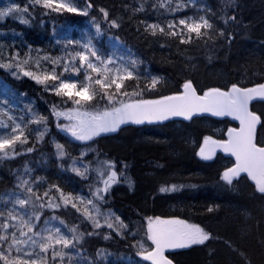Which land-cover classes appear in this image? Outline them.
<instances>
[{"label":"trees","instance_id":"trees-1","mask_svg":"<svg viewBox=\"0 0 264 264\" xmlns=\"http://www.w3.org/2000/svg\"><path fill=\"white\" fill-rule=\"evenodd\" d=\"M75 1L82 11H53L33 0H5L4 7L18 4L28 7V12L12 14L0 21V60L8 63L15 57L16 63L28 58V64L22 67L42 75V68L35 66L34 50L59 52V48L70 44L69 40L87 34L96 45L97 56L111 61L108 69L119 62L130 64L136 79L126 80L124 89L141 95L117 97L126 103L180 93L188 81L200 93L211 88L229 90L233 84L243 87L264 84V0H235L227 7V0H204L207 5L204 12L213 27L202 29L200 37L194 33L186 43L181 42L179 35L169 36L159 31L153 35L147 29L148 23L158 16L152 0ZM85 10L87 15H82ZM195 12L202 10L190 7L181 14ZM233 15L235 20L228 19ZM23 19L28 23H23ZM113 20L118 26L111 24ZM168 31L166 28L165 33ZM76 66H80V61ZM84 70L86 66L79 75L71 70L64 75L81 78ZM108 75L111 76L110 72ZM153 78L157 80L155 87L151 84ZM51 84V81L38 83L16 68H0V102L9 97L20 107L16 111L30 121L46 118V124L27 125L28 143L22 148L17 145V151L22 154L0 159V212L5 214L0 217V223L13 209L15 198H27L25 190L19 187L21 180H28L33 191L41 196L49 193L38 205L59 197L56 187L64 194L92 199L100 179L96 168L105 161L116 164L120 179L99 202L101 215L97 218L103 225L100 228H94L70 204L56 209L38 206L33 209L31 203L25 206L29 213L33 210L39 213L37 230L55 216L68 226L78 225L83 233L78 251L65 249L69 255L61 262L59 257L53 261L49 250L42 254V264H152L138 253L146 254L155 247L148 239L147 230L149 218L156 217L179 218L211 234L212 238L204 244L169 251L176 264H264V194L256 190L255 182L246 174L234 179L231 185L222 179L223 173L235 164L232 157L221 151L207 155L209 159L201 155L205 139H227L229 129L238 126L235 121L228 117L196 116L129 124L117 132L78 141L61 131L57 126L60 120L53 115L54 109L76 106L56 96L50 90ZM113 106L119 104L97 98L87 109ZM253 109L262 118L257 143L264 145V99L255 100ZM8 117L0 115V120L11 124ZM45 127L47 132L38 139L33 130ZM56 144L64 146L63 157L58 155ZM29 147L33 151L27 152ZM74 166L81 171L87 167V178L72 171ZM172 185L177 186L176 191H160ZM60 202L52 199L53 204ZM16 208L23 212L18 205ZM109 213L114 214L112 223L116 224L115 217H119L126 225L119 233L104 224ZM47 227H61L65 231L58 220L51 221ZM11 230L9 227L8 233ZM8 233L0 230V234ZM21 254L13 250L10 259Z\"/></svg>","mask_w":264,"mask_h":264},{"label":"snow or ice","instance_id":"snow-or-ice-1","mask_svg":"<svg viewBox=\"0 0 264 264\" xmlns=\"http://www.w3.org/2000/svg\"><path fill=\"white\" fill-rule=\"evenodd\" d=\"M33 2L35 4H43L45 8H52L53 11H80L73 5L72 0H67V2L65 0H33ZM234 2L235 0H227L225 7L234 4ZM88 7H91V5L89 4ZM27 12L28 7L22 8L18 4L0 7V21L12 14ZM81 14L87 15V11L85 10ZM104 16H108L106 11L104 12ZM228 19L235 20L236 17L233 15ZM22 22L28 23V20L23 19ZM225 22L227 23V20ZM111 24L118 26L115 20L111 21ZM177 24L183 26V29L179 32L173 30L177 27ZM212 27L213 25L204 16L196 19H180L177 23H169L167 25L169 29L167 33H165L163 27L157 24L147 25V29H151L153 35L156 34L157 30L169 36L179 35L182 37V43L191 40L190 35L187 39L183 38L184 29L187 30V33H195L197 37H200L202 35V28L211 29ZM83 48V51L77 52L75 57H73V59L79 58L80 66L72 65L71 68V71L77 75H79L85 66L87 70H90L86 71L83 80L80 81L73 79L71 76L61 78L62 74L57 75L55 68L50 73L45 70L42 75H37L35 72L22 67V65L28 64V58L16 63L13 62L15 57L11 58L8 63L0 60V68H16L24 76H29L38 83L47 84L51 81L50 90L56 96L66 98L64 102L71 101L76 106L68 109L66 112L54 109L53 115L57 117L63 116L69 121H74L72 124L63 126L58 124L57 126L62 127V130L81 141L91 140L102 133L115 132L121 124L128 122L141 124L146 120L148 122L166 120L170 116H184L187 119H191L192 115L197 112H211L216 116H232L239 121V128L229 129L228 140L213 141V144H219L225 152H229L235 157L234 166L223 173L222 179L231 185L233 180L239 178L241 173H246L255 182L256 190L264 194V146L256 143V128L258 124H261V116L250 110L249 107L252 100L256 98L264 99V84H259L253 88H241L233 84L227 91H223L220 88H211L205 91L203 95H199L192 86L191 81H188L183 85L184 91L179 95L164 96L159 99L141 98L126 103L123 100L117 99V97L141 95L140 92L133 91L130 93L124 89V82L126 80L136 79L133 71L125 68L123 69V74H121V69L119 68L108 69L107 64L111 63V61L101 60L89 45H84ZM90 57H95V60L100 62V66L98 67ZM45 59L48 58L45 57ZM58 62V60L53 61V63ZM132 63L134 64L135 62L133 61ZM35 66L36 68L40 67L38 61ZM63 72H69L67 65L64 66ZM109 72H112L113 75L109 76ZM93 73L96 74L95 77L92 75ZM151 84L155 87L157 84L156 78L152 79ZM97 98L105 100L108 104H119V106H113L110 109L104 108L103 110H87V106L91 105V102L97 100ZM92 107L94 108V106ZM0 115L6 114L0 112ZM8 120L12 121V123L9 124L0 120V130H4L0 131V159L14 158L22 154L17 151V145H20L22 148L23 145L28 143V135L25 132L26 126L16 123L12 117H8ZM42 122L46 124V118L37 117L29 121V123L37 125ZM33 131L38 134V139H42L47 132V128L45 127L43 130L35 129ZM209 139L206 138L205 143H208ZM55 147L58 155L63 157L65 155L64 146L56 144ZM26 151L31 152L33 148L29 147ZM201 155L204 156L203 148H201ZM204 158L209 159L210 156H204ZM75 163L73 161L74 165ZM104 164L109 170V174L102 181L104 186L96 188L92 199L73 197L71 193L64 194L61 189L56 187V191L60 193L59 197H52L47 202H41L37 205V202L43 201V197H47L49 193L45 192L41 196L33 191V188L29 186L28 180H21L19 187L25 190L27 198H15L13 209L8 211L5 221L0 223V230H3L4 233H8L9 227L14 229V231L7 235L0 234V261H3V264H38V260L44 259L42 254H46L51 250V259L55 261L59 257L62 262L64 256L69 255V253L64 251L65 249L78 251L79 245L83 240V233L79 232L78 225L68 226L65 221L53 216L50 220L45 221V227L37 230V222L40 219V215L35 210L29 213L25 206L31 203L33 209L37 206L39 208L49 207L56 209L67 207L70 204L72 208L81 213V217L84 220L90 221L94 228L102 227L103 225H101L97 218L101 215L99 202L104 200V196L111 184L118 181V174L113 170L115 168L114 162L105 161ZM72 171L79 176L87 178V167L81 171L79 167L74 166ZM99 175L104 176V172L100 171ZM176 190V185L160 189L161 192ZM52 199H58L61 202L53 204ZM17 205L19 209L23 210L22 213L17 210ZM78 205H83V209ZM4 216L5 214L0 212V217ZM113 216L114 214H107L104 217V224L109 229H113L119 233V229L126 227V225L120 221L119 217H115L116 224L112 223ZM54 220H58L65 231H62L61 227H55L54 229L47 227ZM9 221H18V224H10ZM25 228L27 231L24 230ZM147 231L148 239L152 241L155 247L151 251L146 252V254L142 252L138 253V255H143L145 260H151L152 264H172V261L164 255L166 249L186 248L193 244H204L212 238L211 234L199 225L189 224L187 221L180 219L164 220L159 217L155 219L149 218ZM17 232H19V236H17ZM92 234L88 233V235ZM105 238L109 237L106 236ZM20 245H25L29 248L24 253L28 259H24L20 255L10 259L13 250L18 254L24 251ZM69 259H71L70 256Z\"/></svg>","mask_w":264,"mask_h":264},{"label":"rangeland","instance_id":"rangeland-1","mask_svg":"<svg viewBox=\"0 0 264 264\" xmlns=\"http://www.w3.org/2000/svg\"><path fill=\"white\" fill-rule=\"evenodd\" d=\"M152 1H154L153 6L155 7L156 13L158 16L155 20L149 22L148 23L149 25L150 24H157L160 27H163L164 29H166L167 25L169 23H177L180 19H186V20L189 18L196 19L200 16H204L209 21L207 14L204 12L207 8V5H206L204 0H152ZM65 2H67V0H65ZM72 2H73V5L75 7H77L80 11H82V9L78 7L75 0H72ZM5 5H6L5 0H0V7H4ZM190 7H195L198 10H202V12H200V13L195 12L193 14H188V15L181 14L183 11L188 10V8H190ZM181 29H183V26H179L177 24V27L173 30L179 32ZM183 31H184L183 38H185V39H187V37L189 35L192 37V35L194 34V33H191V34L187 33L186 29H184ZM69 43L70 44H66L65 46L59 48V52H55V53H49L45 49L38 48L32 52L33 53V59L35 62H37V61L39 62V65L42 68L43 72L45 70H47L50 73L52 71V69L55 68L56 74L57 75L62 74L61 78H65L67 76H65L64 75L65 72H63L64 66L67 65L69 67V71H70L72 68V65H76V63L79 61L78 57L76 59H73V57H75V54L77 52L83 51L84 45H89L90 48L94 51H95V46H96L92 37L90 35H87V34H84L80 37H77L74 40H69ZM45 57H47L48 59H45ZM90 59L94 63H96L97 66L99 67V65H98L97 61L94 59V57H90ZM57 60L59 61L58 63H53V61H57ZM60 67L62 68L61 71H60ZM114 68L121 69V74H123V69H125V68H127L130 71H133L132 68L130 67L129 63H123V62H119L115 66L110 67L109 69H114ZM86 71H89V70H87V69L84 70L82 72L83 74H82L81 78H73V79H75L77 81L83 80ZM133 74H134V72H133ZM110 75L112 76L113 73L110 72ZM19 108L20 107L14 105L13 102H11L9 97H4L2 99V101L0 102V111L1 112L7 114L9 117H12L16 123H20L22 126L27 127V125L30 124L29 123L30 119L26 118V116L23 115L22 113L17 112L16 109H19ZM70 108H73V107L62 108L59 111L66 112ZM58 119L60 120L61 126L74 123V121H69V120L65 119L63 116L58 117ZM25 131H26V128H25ZM61 131L63 133H65L66 135H68L71 139L77 140L70 133L62 130V127H61ZM78 141H81V140H78ZM205 150H206V147H204V156H207L205 153ZM115 169L118 170L116 164H115ZM96 170L98 173L100 171L104 172V176H100V179L97 180V183L95 184V186H96L95 188H102L104 186L102 181L109 174V170L105 166L104 162L99 164L98 167L96 168ZM20 212L22 213V211H20ZM159 218H161V217H159ZM161 219L168 220V219H179V218H161ZM180 220H182V219H180ZM188 223L192 224L190 222H188ZM12 224H18V221H13ZM10 229H12L11 232L14 231L13 228L10 227ZM17 236H19V235H17ZM20 247L24 250L23 254H21L20 256L24 259H28V257L26 255H24V252H27L29 250V248L25 245H20ZM42 263H43V259L38 260V264H42Z\"/></svg>","mask_w":264,"mask_h":264},{"label":"water","instance_id":"water-1","mask_svg":"<svg viewBox=\"0 0 264 264\" xmlns=\"http://www.w3.org/2000/svg\"><path fill=\"white\" fill-rule=\"evenodd\" d=\"M192 86L195 88V86H194L193 84H192ZM237 86H238V87H241V86H239V85H237ZM253 87H256V86L241 87V88H253ZM195 89H196V88H195ZM221 90H223V91H227V90H224V89H221ZM183 91H184V88H183ZM196 92H197L199 95H203V94L199 93V92L197 91V89H196ZM181 93H182V92H181ZM181 93L174 94V95H179V94H181ZM171 96H172V95H171ZM256 99H260V98H256ZM256 99H254V100H256ZM254 100H252V102H251L250 105H249L250 110H252V111H254L253 108H252V104H253V101H254ZM254 112H255V111H254ZM206 115H207V116H216V115H213L211 112H197V113H194V114L192 115V117H195V116H206ZM257 115H259V114L257 113ZM192 117H191V118H192ZM217 117H228V118L232 119L233 121H235L236 123H238V127H233V128H239V126H240L239 121L236 120V119H234L232 116L224 115V116H217ZM175 118H184V119H187V118H185L184 116H170V117H169L168 119H166V120H153L152 122H148V121L146 120L144 123L164 122V121H167V120H170V119H175ZM128 124H136V123L128 122V123H125V124H121V125L119 126V128L124 127V126H126V125H128ZM141 124H142V123H141ZM137 125H139V124H137ZM119 128H118V129H119ZM259 128H260V124H258V125H257V128H256V143H257V136H258V130H259ZM118 129H117V130H118ZM231 129H232V128H231ZM117 130H116V131H117ZM109 133H110V132H109ZM227 140H228V138H227ZM214 141L220 142V141H226V140H214ZM260 146H264V145H260ZM206 149H207V151H208L209 153H215L216 151H222V152H224L226 155L232 157V158L235 160V157H234L231 153H229V152H225V151L223 150V148L219 146V144H213V141H211L210 143H208ZM113 170L117 172V174H118V179H119V173H118V171H117L116 169H113ZM241 174H246V173H241ZM168 250H171V249H166L165 252H164V255H165L169 260L172 261V264H176L175 261H173V259H172L171 257H169V256L166 254V252H167Z\"/></svg>","mask_w":264,"mask_h":264}]
</instances>
